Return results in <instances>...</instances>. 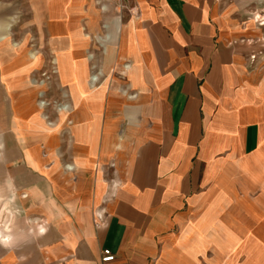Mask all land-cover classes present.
Instances as JSON below:
<instances>
[{
  "label": "crops",
  "instance_id": "crops-1",
  "mask_svg": "<svg viewBox=\"0 0 264 264\" xmlns=\"http://www.w3.org/2000/svg\"><path fill=\"white\" fill-rule=\"evenodd\" d=\"M99 4L120 11L97 0H0V38L14 14L29 21L60 70L51 86L71 106L54 126L20 114L31 120L22 131L16 120L26 137L1 178L0 264H264V72L246 68L254 40L238 39L227 0H129L104 53ZM106 162L117 180L97 193ZM104 249L115 261L102 262Z\"/></svg>",
  "mask_w": 264,
  "mask_h": 264
},
{
  "label": "rangeland",
  "instance_id": "rangeland-1",
  "mask_svg": "<svg viewBox=\"0 0 264 264\" xmlns=\"http://www.w3.org/2000/svg\"><path fill=\"white\" fill-rule=\"evenodd\" d=\"M227 3L232 7V22L239 29L238 39L244 38L254 40V46L253 48L250 46V49H256V52L253 53L254 55L250 54L247 58V70H249L250 73L264 72V0H227ZM99 7H105L102 12L106 15L105 20L109 21H104L103 24H101V29L95 35L94 41L100 50L103 51L104 48V53H106L109 47L117 45L121 27V19L119 17L122 18V12L124 10L119 9L120 11L114 13L113 10L109 7L107 8V6L99 4ZM13 16L17 18V21L12 25L8 36L0 38L1 43L8 37L5 44L0 46V63L8 81V85H6L5 81L2 79V69L0 68V143L3 142L6 146V150L4 147V149L0 148V190H2L4 198H7L8 193L4 188V180H1V178L3 175L12 176L11 170L13 167L11 160L16 158L18 154V152L14 150V142L16 143L20 138V142L23 143L25 140L24 137H26L21 136L17 132L18 126L16 120L22 131L31 123V120L34 121V119H39L41 122H46L47 125H49L50 122H55V117L60 115L56 106L61 103H66L61 100L60 94L62 92L55 91L54 87L51 86L55 76L60 73V70L55 66L56 59L53 60L48 54L44 53L43 48L45 45H43L41 38L37 37L36 30L31 27V23L26 19L23 21L21 16L15 14ZM257 39L258 43L255 44ZM15 44H17V46H15ZM30 53H35L36 58L34 60L29 59ZM42 57H44V59L47 58V61L50 63L47 66L43 64L41 67H37ZM92 71L97 74L102 70L93 69ZM104 75L106 76L104 77L105 83H108L106 87L108 91H111L115 83L114 76L117 77L119 75L118 70H111L108 74L105 73ZM83 86V84H79L77 87L81 94L83 93ZM57 90L59 89L57 88ZM56 96L57 99L55 98ZM19 101H21L20 105L22 106L18 108L17 104ZM40 102L46 105L43 108H39L38 105ZM37 111L38 113L33 117ZM20 114L24 119H32L25 121ZM61 117L64 118L65 116ZM89 131V145L94 148L98 140L97 128L95 126L92 128L91 126L88 132ZM113 165V163L110 164L109 162L102 165V171L106 174L108 181L107 183L102 182L100 179V172L98 173L97 193H99L101 189L104 191L107 184L108 191L114 188L117 179L113 171ZM90 169H92V171L89 175V183L87 185L92 186L91 184L94 183L97 172L96 167ZM68 176L70 178L71 175L68 174ZM69 178L68 181L74 183L77 179V174ZM18 195L19 199H21V194ZM5 216L7 218L8 214H5ZM249 225L250 234L253 233L256 235L258 231L257 222L251 218L249 220ZM182 231V229L178 230V228L172 230L176 235H180ZM238 254L239 252L234 254L236 258ZM232 258L233 256L231 259ZM231 259L228 261L230 264ZM225 262L226 261H222V264H226Z\"/></svg>",
  "mask_w": 264,
  "mask_h": 264
},
{
  "label": "bare ground",
  "instance_id": "bare-ground-1",
  "mask_svg": "<svg viewBox=\"0 0 264 264\" xmlns=\"http://www.w3.org/2000/svg\"><path fill=\"white\" fill-rule=\"evenodd\" d=\"M15 46H17V44H15ZM35 58H36L35 53H30L29 59L34 60ZM98 78H99L98 75L95 73H92L90 75V79H89L90 81H89L88 86L90 89H92V91H95L98 89V86H99L98 85ZM45 105H46L45 103L40 102V104L38 106H39V108H43ZM56 109L61 116H66V114L70 112L71 106L69 103H61V104H58L56 106ZM49 126H54V122H50ZM64 167H65V170L68 172H75L76 170H78V167H76L75 165L70 164V163L65 164ZM7 231L9 232V230H7ZM4 237H6V236H4Z\"/></svg>",
  "mask_w": 264,
  "mask_h": 264
},
{
  "label": "built area",
  "instance_id": "built-area-1",
  "mask_svg": "<svg viewBox=\"0 0 264 264\" xmlns=\"http://www.w3.org/2000/svg\"><path fill=\"white\" fill-rule=\"evenodd\" d=\"M102 2H111L116 5L119 9L124 10L129 0H97ZM115 254L110 249H104L102 252V262L111 263L115 261Z\"/></svg>",
  "mask_w": 264,
  "mask_h": 264
},
{
  "label": "clouds",
  "instance_id": "clouds-1",
  "mask_svg": "<svg viewBox=\"0 0 264 264\" xmlns=\"http://www.w3.org/2000/svg\"><path fill=\"white\" fill-rule=\"evenodd\" d=\"M43 231V230H42Z\"/></svg>",
  "mask_w": 264,
  "mask_h": 264
}]
</instances>
